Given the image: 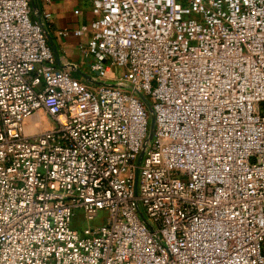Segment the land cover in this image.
<instances>
[{
	"label": "built area",
	"instance_id": "obj_1",
	"mask_svg": "<svg viewBox=\"0 0 264 264\" xmlns=\"http://www.w3.org/2000/svg\"><path fill=\"white\" fill-rule=\"evenodd\" d=\"M87 1L0 0V264H264V0Z\"/></svg>",
	"mask_w": 264,
	"mask_h": 264
},
{
	"label": "crops",
	"instance_id": "obj_2",
	"mask_svg": "<svg viewBox=\"0 0 264 264\" xmlns=\"http://www.w3.org/2000/svg\"><path fill=\"white\" fill-rule=\"evenodd\" d=\"M32 17L38 18V12L49 13L45 28L47 41L56 57V63L75 65L82 73L87 71L88 59L84 58L80 45L85 43L87 33L76 35L75 30L87 25L92 18L87 0H30ZM75 11H78L75 13ZM64 32L65 34H63ZM75 77L81 76L72 71Z\"/></svg>",
	"mask_w": 264,
	"mask_h": 264
},
{
	"label": "rangeland",
	"instance_id": "obj_3",
	"mask_svg": "<svg viewBox=\"0 0 264 264\" xmlns=\"http://www.w3.org/2000/svg\"><path fill=\"white\" fill-rule=\"evenodd\" d=\"M46 123H48L47 120H46ZM106 217H107V212L105 210H101L98 212L97 218L93 219L91 222H89V224L91 226L101 225L105 222ZM86 225H87V222L85 218L83 217V211L81 209H75V214L73 218L71 219L70 226L74 229L79 230L82 227H85ZM263 249H264V246H263Z\"/></svg>",
	"mask_w": 264,
	"mask_h": 264
},
{
	"label": "bare ground",
	"instance_id": "obj_4",
	"mask_svg": "<svg viewBox=\"0 0 264 264\" xmlns=\"http://www.w3.org/2000/svg\"><path fill=\"white\" fill-rule=\"evenodd\" d=\"M26 132L33 133L40 129L49 127V123H46V118L41 113H36L27 120Z\"/></svg>",
	"mask_w": 264,
	"mask_h": 264
}]
</instances>
